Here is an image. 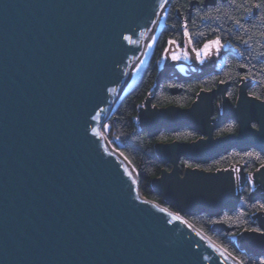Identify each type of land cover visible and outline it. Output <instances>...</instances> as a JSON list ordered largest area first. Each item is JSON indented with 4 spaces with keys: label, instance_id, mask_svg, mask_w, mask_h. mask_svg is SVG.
Here are the masks:
<instances>
[{
    "label": "water",
    "instance_id": "obj_1",
    "mask_svg": "<svg viewBox=\"0 0 264 264\" xmlns=\"http://www.w3.org/2000/svg\"><path fill=\"white\" fill-rule=\"evenodd\" d=\"M161 2L0 0V264H238L167 210L197 228L187 216L237 206L242 175L252 181L242 165L180 170L178 162H207L232 148L264 154V129L257 131L264 96L246 93L249 80L239 79L232 104L224 82L199 90L185 107H157L145 97L138 112L149 136L179 127L200 133L154 145L170 168L151 179V189L177 212L143 200L136 173L100 129L144 68L168 0ZM167 70L157 71L152 92ZM229 118L236 132L213 136ZM247 197L264 200V189L252 182ZM250 217L261 231L233 238L264 257V210ZM210 229L228 230L218 221Z\"/></svg>",
    "mask_w": 264,
    "mask_h": 264
},
{
    "label": "trees",
    "instance_id": "obj_2",
    "mask_svg": "<svg viewBox=\"0 0 264 264\" xmlns=\"http://www.w3.org/2000/svg\"><path fill=\"white\" fill-rule=\"evenodd\" d=\"M202 2L203 0H169L150 59L130 90L119 100L114 111L106 119L110 135L113 137L110 141L134 168L141 194L171 208V205L166 204L158 194L150 190V180L157 177L163 168H170L168 164H163L159 160L154 151V144L171 140L191 141L199 134L197 131L181 127L175 131L161 130L149 136L145 126H140L137 121L138 107L153 86L155 58L166 41L170 39L177 44H182L187 39L183 28L186 20L192 37L191 46L198 47L208 39L219 37L221 42L230 44L238 53H229L215 72L199 78L162 79L152 93L150 100L152 105L188 106L199 90H208L219 82L226 83V97L233 103L240 78H246L252 82L247 88L249 94L261 97L264 93V59H260V56L264 54V0H213L205 5ZM249 9H251L250 12ZM171 87H175L177 91L171 92ZM230 126L231 131L228 130ZM236 129V121L228 120L214 128L212 134L222 136L236 132ZM183 163L199 165L198 168L204 170L223 168L238 163L243 166L244 171H251L259 164H264V154L254 148L246 150L233 148L207 162L194 163L180 158L178 162L180 169L183 168ZM260 204L264 202L259 199L248 200L247 192L243 191L234 209L222 211L218 216L196 213L187 216V219L237 257L242 264H262L264 257L246 254L232 238L244 228H256V225L251 222L250 215L260 209ZM215 221L223 223L228 230H211L210 226Z\"/></svg>",
    "mask_w": 264,
    "mask_h": 264
},
{
    "label": "rangeland",
    "instance_id": "obj_3",
    "mask_svg": "<svg viewBox=\"0 0 264 264\" xmlns=\"http://www.w3.org/2000/svg\"><path fill=\"white\" fill-rule=\"evenodd\" d=\"M159 30H160V28L158 29V31H157V33H156V36H155V39L153 40V42H152V46H151V48H153V45H154V42H155V40H156V38H157V36H158V33H159ZM210 40H214V39H208V40H206L205 42H203L200 46H198V47H193V46H191L190 44H188V42H187V39H185L184 41H183V43H182V45H178L177 43H169V41H170V39L169 40H167L166 41V43H165V45L163 46V48L161 49V51L159 52V54L156 56V58H155V63H156V69H155V71H154V79H155V76H156V74H157V71L160 69V68H162V67H164V66H167L168 67V70H167V76L166 77H163L162 79H174V80H180V79H182V78H178L177 76L179 75V74H181V75H189V74H194V73H198V72H201V71H203V70H208L209 72H208V74L209 73H211V72H215L218 68H219V66L223 63H221V61L220 60H222V58H224L223 57V54H224V52L226 51V50H224V49H228V50H230V53H238L237 52V50L235 49V48H233L231 45H229L228 43H224V44H222V47L219 49V51H217L214 47H213V49H212V51H211V53L209 54V55H207V56H205L204 55V53H203V51H201V58H200V60H198L197 59V52L196 51H194L193 49H196V50H202V48H203V45L207 42V41H210ZM165 48H167L168 49V51L166 52L165 51ZM232 51V52H231ZM151 53H152V51L150 50L149 51V54H148V56H147V59H146V62H145V65H146V63L148 62V60L150 59V55H151ZM185 53H187V56H185ZM172 55H176V56H178L179 57V59H176V60H173L172 59ZM227 56H228V54H227ZM226 59V56H225V58L223 59V60H225ZM260 59H264V54L263 55H261L260 56ZM144 65V66H145ZM215 67H216V69H215ZM211 69H214V70H211ZM199 78V77H198ZM161 79V80H162ZM240 79H245V80H248V79H246V78H240ZM250 81V80H249ZM155 82V81H154ZM154 82H153V86H154ZM251 82V81H250ZM160 83V82H159ZM252 83V82H251ZM250 83V84H251ZM249 84V85H250ZM159 85V84H158ZM249 85H247L246 87H245V91H246V93L248 94V95H250V96H253V95H251V94H249L248 92H247V88L249 87ZM153 86H152V88H153ZM158 87V86H157ZM215 87V86H214ZM214 87H212V88H214ZM152 88H151V91H150V93L147 95V96H152ZM171 89H175V91L174 92H176L177 91V89L175 88V87H171ZM170 89V90H171ZM211 89V88H210ZM130 89H128L127 91H126V93L129 91ZM202 90V89H201ZM209 90V89H208ZM226 87H225V90H224V92H223V94H224V96H225V98L232 104V102L226 97ZM125 93V94H126ZM198 93V92H197ZM196 93V94H197ZM146 96V97H147ZM196 97V96H195ZM253 97H255V98H258V99H262V97L263 96H261V97H256V96H253ZM145 99V98H144ZM195 99V98H194ZM217 100H219V96L217 95L216 96V98L213 100V106L214 105H216L218 102H217ZM168 105V104H167ZM175 105V104H174ZM154 106H156V105H154ZM164 106H166V105H164ZM143 108L144 107V100H143V102H142V104H140V106L138 107V111H139V109L140 108ZM157 107H161V106H157ZM215 107V106H214ZM137 111V112H138ZM213 111L215 112V109L213 108ZM107 119V118H106ZM106 119L105 120H103L102 121V125H101V131L105 134V135H107L106 137H107V140H108V142L114 147V145L111 143V141H110V138H113V137H111V135H110V132H109V126H108V124L106 123ZM137 121H138V123H139V125L140 126H143V124H141L142 122H144L143 121V119H142V114H138V116H137ZM145 126V125H144ZM218 127V126H217ZM179 128H181V127H179ZM179 128H177V129H179ZM187 128V127H186ZM145 129H146V126H145ZM177 129H175V130H177ZM189 129V128H188ZM161 130H166V131H175V130H168V129H161ZM161 130H159V131H161ZM191 130H193V129H191ZM214 130V129H213ZM158 131V132H159ZM194 131H197V130H194ZM157 132V133H158ZM198 132V131H197ZM213 132V131H212ZM198 134H199V136H200V133L198 132ZM155 135V134H154ZM198 136V137H199ZM171 141H173V140H171ZM166 142H168V141H166ZM157 143V142H156ZM155 145V144H154ZM115 148V147H114ZM116 149V148H115ZM233 149V148H232ZM215 158V157H214ZM184 159H186V158H184ZM212 159V158H211ZM188 160H190V159H188ZM210 160V159H209ZM192 161V160H191ZM193 162V161H192ZM194 163H199V162H194ZM164 164V163H163ZM230 165H234V164H230ZM230 165H228V166H230ZM235 165H241V164H238V163H235ZM258 166H264V164H259ZM189 167V166H188ZM185 167H183L182 168V170L184 169ZM217 169H219V168H217ZM255 169V168H254ZM253 169V170H254ZM213 170H215V169H213ZM253 170H251V171H253ZM241 171L242 172H244V173H250L251 171H244L243 170V167H242V169H241ZM136 173V172H135ZM136 179H137V175H136ZM150 182H151V180H150ZM250 185H251V183L249 182V180L246 178V176L243 174L242 175V177H241V179H240V181H239V183H238V187H237V192H236V196H238V200H239V198H240V195L242 194V192L243 191H245V192H247L248 193V189H249V187H250ZM138 187V186H137ZM150 190L152 191V189H151V184H150ZM152 192H154V191H152ZM141 193V192H140ZM155 193V192H154ZM144 196V195H143ZM145 197V196H144ZM161 197V196H160ZM147 198V197H146ZM162 198V197H161ZM247 199L248 200H250V201H254V200H256V199H249L248 197H247ZM163 200V199H162ZM259 200H260V198H259ZM264 201V200H263ZM165 202V201H164ZM238 203V202H237ZM162 205H164V206H166L165 204H163V203H161ZM166 207H168L169 208V206H166ZM171 209V208H170ZM174 209V208H173ZM259 210H261V209H259ZM174 211H176L175 209H174ZM177 212V211H176ZM251 218V217H250ZM215 222H217V221H215ZM251 222H252V224H255L256 225V223H253V219L251 218ZM198 228V227H197ZM250 229H258V227H257V225H256V228H250ZM216 231V230H215ZM203 232V231H202ZM234 237V236H233ZM242 250V249H241ZM243 251V250H242Z\"/></svg>",
    "mask_w": 264,
    "mask_h": 264
},
{
    "label": "snow or ice",
    "instance_id": "obj_4",
    "mask_svg": "<svg viewBox=\"0 0 264 264\" xmlns=\"http://www.w3.org/2000/svg\"><path fill=\"white\" fill-rule=\"evenodd\" d=\"M257 7H259V5H256ZM160 7L163 8L164 7V0H162L161 4H160ZM251 11V9H249V12ZM156 21H153V23H155ZM237 23H239V21H237ZM183 28H184V36L187 38V42L188 44H191L192 43V37H191V34L189 33L188 31V27H187V21L185 20L184 24H183ZM200 35H203V33H200ZM124 39H128V37H124ZM155 39V37H153V40ZM169 43H175L174 40H170ZM151 45H149L150 47ZM213 47L219 51V49L222 47V44H221V40L219 37L215 38L214 40H210V41H207L204 45H203V48L202 50H196V49H193L194 51L197 52V59L200 60L201 58V51H203L204 55L207 56L211 53ZM165 51L167 52L168 49L165 48ZM185 56H187V53H185ZM172 59L173 60H176V59H179L178 56L176 55H172ZM142 63V61H141ZM137 67H139V65H137ZM252 129H257V125L256 124H252L251 125ZM262 129H264V120H262L260 122V126H259V129H257V131H262ZM229 131L232 130V127L230 126ZM251 155V153L249 154ZM189 167H199V165H188ZM207 170V169H206ZM250 183H252V181L250 180L249 181ZM259 208L264 210V204H260L259 205ZM253 231H256V232H260L261 229H254ZM262 264H264V262H262Z\"/></svg>",
    "mask_w": 264,
    "mask_h": 264
},
{
    "label": "bare ground",
    "instance_id": "obj_5",
    "mask_svg": "<svg viewBox=\"0 0 264 264\" xmlns=\"http://www.w3.org/2000/svg\"><path fill=\"white\" fill-rule=\"evenodd\" d=\"M168 3H169V0H168V2H167V4H166V7H165V10H164V13H163V16H162V19H161V21H160V24H159V27H158V29L162 26V24H163V21H164V16H165V13H166V9H167V6H168ZM158 31V30H157ZM157 33V32H156ZM156 36V35H155ZM211 39H215V38H211ZM205 42V41H204ZM222 44H224V42H221ZM178 45H182V44H178ZM230 45V44H229ZM152 46V45H151ZM150 50L152 51V48L150 47ZM149 50V51H150ZM224 50H226L225 52H224V54H223V57L225 58V56H227V54H229L230 53V50H228V49H224ZM232 52V51H231ZM149 54V53H148ZM224 58H222V60H220L221 61V63L224 61L223 59ZM215 69H216V67H215ZM206 74H208V73H206ZM205 75V74H204ZM203 76V75H202ZM201 77V76H200ZM203 90V89H202ZM137 114H139V112H137ZM228 120H235L234 118H229ZM228 120H226V121H228ZM225 121V122H226ZM236 121V120H235ZM225 122H223V123H225ZM222 124V123H221ZM220 124V125H221ZM237 124V123H236ZM235 132H233V134H234ZM226 134H230V133H226ZM225 135V134H224ZM105 136H107V135H105ZM214 136V135H213ZM200 137V136H199ZM198 138V137H197ZM196 138V139H197ZM196 139H194V140H196ZM192 141V140H191ZM109 143V142H108ZM109 145L112 147V149H114L116 152H118L120 155H122L117 149H115L110 143H109ZM123 156V155H122ZM124 157V156H123ZM125 158V157H124ZM125 160L128 162V164L131 166V168L133 169V171L135 172V170H134V168L132 167V165L130 164V162L125 158ZM198 168V167H197ZM180 169V168H179ZM180 170H182V169H180ZM136 189H137V191L139 192V194L141 195V197L143 198V200H145V201H147L146 199H145V197L140 193V191H139V189H138V187H137V179H136ZM149 199H151V198H149ZM259 198H257L256 200H258ZM153 200V199H152ZM260 200H262L263 201V199H260ZM153 201H155V202H157V203H159V204H161L160 202H158V201H156V200H153ZM147 202H149V203H151V204H153V205H155V203H153L152 201H150V200H148ZM264 202V201H263ZM171 207H169V209H170ZM171 210H173L174 211V209H173V207L171 208ZM226 210V209H225ZM225 210H223V211H225ZM259 210V209H258ZM165 211H166V209H165ZM227 211H229V210H227ZM257 211V210H256ZM167 212H169V213H171V214H173V215H175L176 217H178L181 221H183L186 225H188L190 228H192L195 232H197L199 235H201L203 238H205L206 240H208L210 243H212L213 245H215L216 247H218L219 249H221L222 251H224L226 254H228L229 256H231L233 259H235L236 260V262L238 263V264H242L241 263V261L237 258V257H235L232 253H230L227 249H225L224 247H222V246H220L218 243H215L214 241H213V239H211L210 237H208V236H206L205 234H203L200 230H198L197 228H195L194 226H192L185 218H183V217H181L179 214H177V213H172V212H170V211H168L167 210ZM176 212V211H175ZM193 215V214H192ZM218 216V215H217ZM244 229H250V228H244ZM233 238V237H232ZM238 246V245H237ZM244 252V251H243ZM246 254H248V253H246ZM251 255V254H250Z\"/></svg>",
    "mask_w": 264,
    "mask_h": 264
},
{
    "label": "flooded vegetation",
    "instance_id": "obj_6",
    "mask_svg": "<svg viewBox=\"0 0 264 264\" xmlns=\"http://www.w3.org/2000/svg\"><path fill=\"white\" fill-rule=\"evenodd\" d=\"M263 96H264V93H263ZM217 102H219L220 105H222V101L220 100V98H219V100H217ZM214 106H213V108L215 109ZM219 113H221V112L216 111V112H214L213 116L216 117ZM252 124H255V123H252ZM183 167H188V164L183 163ZM257 167L253 171L250 172V175H251L252 182L254 183V188L256 187V188H258L259 190L262 191V189H264L263 188V186H264V174H263V177H261V179H259V181H257V182H259L258 184L256 183L257 178L255 179L254 177H257V175H260L263 172L264 167L263 166H259V169L261 170V172H260V170Z\"/></svg>",
    "mask_w": 264,
    "mask_h": 264
}]
</instances>
